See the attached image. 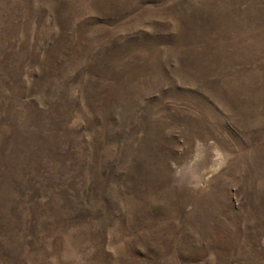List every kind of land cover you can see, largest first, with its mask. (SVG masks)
Returning a JSON list of instances; mask_svg holds the SVG:
<instances>
[{"label": "rangeland", "instance_id": "1", "mask_svg": "<svg viewBox=\"0 0 264 264\" xmlns=\"http://www.w3.org/2000/svg\"><path fill=\"white\" fill-rule=\"evenodd\" d=\"M0 264H264V0H0Z\"/></svg>", "mask_w": 264, "mask_h": 264}]
</instances>
